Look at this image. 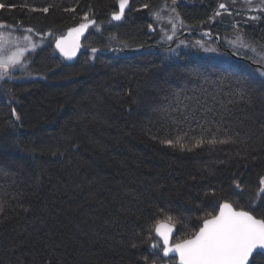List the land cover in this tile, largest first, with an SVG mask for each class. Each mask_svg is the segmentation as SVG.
<instances>
[{"label": "trees", "instance_id": "obj_1", "mask_svg": "<svg viewBox=\"0 0 264 264\" xmlns=\"http://www.w3.org/2000/svg\"><path fill=\"white\" fill-rule=\"evenodd\" d=\"M158 1L130 0L115 22L118 0H0L5 29L50 32L25 56L28 78L0 80V264H176L151 247L157 219L174 218L172 243L224 202L264 219V76L193 44L162 53L147 11ZM219 1L178 12L197 25ZM85 15L86 50L67 63L55 36ZM243 31L264 48V17Z\"/></svg>", "mask_w": 264, "mask_h": 264}, {"label": "snow or ice", "instance_id": "obj_2", "mask_svg": "<svg viewBox=\"0 0 264 264\" xmlns=\"http://www.w3.org/2000/svg\"><path fill=\"white\" fill-rule=\"evenodd\" d=\"M248 2L250 3V0ZM118 3L120 11L118 13L113 12V20L122 18L128 0H118ZM3 7L4 5L0 4V8ZM220 8H225V5L221 4ZM43 11L47 12L48 9L45 8ZM217 14L219 15V13ZM84 20L87 22L69 30L70 36L74 33L78 40L79 35L88 28L89 24L94 23L88 19L87 15L84 16ZM26 31L31 32L32 29L29 28ZM23 39L31 42V38L27 35ZM7 44L8 42L0 34V78L7 75L10 66L19 63V58L22 55V51L18 49L12 55L4 56L3 52ZM62 45L63 38L57 41V48L66 58L70 59L75 54L78 44L74 43L70 49ZM95 51L93 49V52ZM13 115H15V111H13ZM162 142L173 144L172 140ZM176 143L179 144L180 140L177 139ZM202 143H204L202 139L196 141L197 145ZM208 143L214 144L216 141L213 139L209 140ZM181 147H183L182 144ZM260 185L262 186L261 193H264V177L261 178ZM239 187L240 185H237V188ZM173 221L172 216H167L165 220H156L152 231L155 232L156 237H159V240L152 243L151 247L153 249L159 248V241H162L163 256L167 257L169 253H176L179 257V264H251L255 255H264V219H257L249 211H236L229 203H221L218 214H209V218L203 220L202 226L193 235L170 244Z\"/></svg>", "mask_w": 264, "mask_h": 264}, {"label": "rangeland", "instance_id": "obj_3", "mask_svg": "<svg viewBox=\"0 0 264 264\" xmlns=\"http://www.w3.org/2000/svg\"><path fill=\"white\" fill-rule=\"evenodd\" d=\"M182 3L200 4L201 0H175V2L173 0H159L147 9L148 16L152 21L151 31L155 42L162 47V53L174 57L193 44L202 54L229 59L230 54L227 51L217 49L219 46L215 44V41H213L214 43L212 41L207 42L210 40L203 38V36L191 39L188 38L189 36H180L185 31L209 30L213 24H218L222 28L220 39L226 48L236 55L251 56L254 62L263 65L259 70L261 74L264 73V48L249 42L243 31L245 27L256 28L260 19L264 17V2L262 0H250V3L248 0H220L210 18L197 25H189L181 19L178 6ZM221 4L225 5V8H220ZM0 34L8 42L3 52L4 56H10L18 49L22 51L19 63L10 66L7 75L0 80L18 79L20 76L26 78L27 75H20L26 66L25 56L46 44V38L36 37L31 32L17 33L5 28H0ZM25 35L31 38V42L23 39Z\"/></svg>", "mask_w": 264, "mask_h": 264}, {"label": "water", "instance_id": "obj_4", "mask_svg": "<svg viewBox=\"0 0 264 264\" xmlns=\"http://www.w3.org/2000/svg\"><path fill=\"white\" fill-rule=\"evenodd\" d=\"M130 10V0H128V4H127V6L125 7V10H124V13H123V15H122V18H123V16L125 15V13L126 12H128ZM120 11V7H119V3L117 2V13ZM121 18V19H122ZM111 19H112V15H111ZM120 19V20H121ZM120 20H113L112 19V21H115V22H117V21H120ZM91 21H93L94 23H95V21L94 20H91ZM87 21H84V22H82V23H86ZM94 23H92V24H89V26H88V28L87 29H85L84 30V32L81 34V35H79V38H78V40L76 39V36H75V34L73 33L71 36L69 35V30L70 29H74V28H77L80 24H78V25H76V26H74V27H71V28H69L63 35H56L55 36V39H54V42H53V48H54V50H55V52L65 61V62H67V63H71V62H73L76 58H77V56L78 55H80L82 52H84L86 49H85V47L83 46V44H82V41H83V39H84V37L86 36V34H87V31L89 30V28L90 27H92L93 25H94ZM0 25H3V27H0V28H5V27H7V25L5 24V23H0ZM26 29H29V28H26ZM31 29V28H30ZM31 33H34V35H36L37 37H42V36H44V37H48V36H50V32H46L45 33V35H41V34H38V33H36V32H33V30L31 31ZM193 35H196V36H203V37H205L206 39H208V40H214L215 41V44L217 45V46H219V47H221V39H220V36L218 35V34H213V33H211L210 32V30H200V31H185V32H183L180 36H193ZM63 38V47H65V48H68V49H70L72 46H73V44L75 43V44H78V47H76V50H75V54L69 59V58H66L63 54H62V52L60 51V49L59 48H57V41H59V40H61ZM96 51L95 52H98V51H101V50H99V49H95ZM120 51H122V52H125V53H134V52H138V51H140L141 50V47H130V48H120L119 49ZM225 51H227L229 54H230V56L234 59V60H236V61H243V60H245V61H247L248 63H250L252 66H255V67H259V68H262V66L260 65V64H258V63H254V62H251L250 60H247V59H245L243 56H240V55H236V54H234V53H232L229 49H227V48H225L224 49ZM112 51V49H110V50H108L107 52H111ZM89 52H93V49H90L89 50ZM101 52H106V51H101ZM224 203H228V202H224ZM230 204V203H229ZM233 207V206H232ZM233 209L234 210H236V211H245V210H241V209H236V208H234L233 207ZM218 212H219V208H218V211H217V213L216 214H218ZM250 213V212H249ZM215 214V215H216ZM251 215H253L252 213H250ZM254 216V215H253ZM257 218V217H256ZM257 219H260V218H257ZM202 226V225H201ZM172 227H173V233H172V235H171V237H170V244H174V243H172V238H173V236L175 235V232H176V227L174 226V225H172ZM199 230V229H198ZM154 235H155V232H154ZM156 236V235H155ZM157 239H159V237H156ZM161 242V244H162V246H163V242L162 241H160ZM162 256H163V250H162ZM169 257H174L175 259H176V264H179V257H178V255L176 254V253H169V255L167 256V257H165V256H163V258H165V259H167V258H169ZM164 264H169L168 262H166V263H164Z\"/></svg>", "mask_w": 264, "mask_h": 264}]
</instances>
